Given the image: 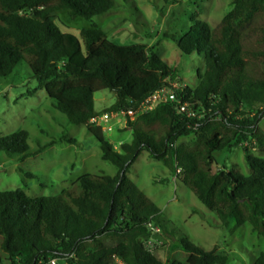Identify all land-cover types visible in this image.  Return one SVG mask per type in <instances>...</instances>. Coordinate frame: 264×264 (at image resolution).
Returning a JSON list of instances; mask_svg holds the SVG:
<instances>
[{"label": "trees", "instance_id": "16d2710c", "mask_svg": "<svg viewBox=\"0 0 264 264\" xmlns=\"http://www.w3.org/2000/svg\"><path fill=\"white\" fill-rule=\"evenodd\" d=\"M116 7L115 0H0V80L25 65L28 80L38 84L65 122L87 126L101 159L116 168L113 176L82 174L53 196L28 197L21 188L0 191V264H46L50 259L163 264L142 241L149 223L160 231L170 223L126 175L143 151L215 216L213 226L233 232L248 225L264 239V134L258 131L264 119V0H230L216 27L191 18L182 35H164L179 53L203 61L196 86L185 87L177 97L198 117L187 118L175 103L157 106L127 121L131 139L117 150L90 121L135 108L167 86V78L175 80L174 70L154 47L117 45L100 28L81 29L78 36L62 33L50 20L66 11L69 19L91 21ZM102 90L115 99L100 114L93 95ZM27 140L24 130L1 136L0 153L23 161L44 149L30 148ZM252 143L260 156L245 146ZM237 147L249 175L232 168L211 170L217 153ZM178 243L184 259L167 264L229 261L186 236ZM253 264H264V253Z\"/></svg>", "mask_w": 264, "mask_h": 264}, {"label": "rangeland", "instance_id": "374dc122", "mask_svg": "<svg viewBox=\"0 0 264 264\" xmlns=\"http://www.w3.org/2000/svg\"><path fill=\"white\" fill-rule=\"evenodd\" d=\"M117 7L91 21L69 19L66 11H58L50 20L62 33L78 36L81 29L100 28L109 41L122 46L142 44L154 47V52L174 70L175 81L193 89L196 74L201 75L203 61L195 56H184L175 43L164 35H182L194 18L216 27L230 9V0H115ZM25 65L13 75L0 80V137L20 130L28 133L30 148L44 149L36 156L19 161L17 156L0 153V191L21 188L28 197L53 196L68 188L82 174L113 176L116 168L101 159V151L92 139L88 127L68 125L56 111L45 92L35 81L28 80ZM114 95L98 91L93 95L94 109L102 114L114 102ZM256 105L255 107H257ZM128 118L113 117L112 131H103L104 138L118 149L129 142ZM92 127H99L98 123ZM264 134V119L258 124ZM188 137L186 140H192ZM253 156H260L253 144L246 146ZM225 168L249 175L241 147L223 150L215 155L212 171ZM28 174L34 175L33 178ZM127 178L160 210L161 217L170 225L157 236L153 254L163 264L183 260L185 253L178 239L186 236L194 245L216 254L227 256V264H253L264 253V239L252 232L248 225L230 231L217 228L215 216L179 181L172 177L161 162L141 152L127 172ZM106 245L112 244L104 239ZM1 264H9L2 261ZM114 264H121L117 260Z\"/></svg>", "mask_w": 264, "mask_h": 264}, {"label": "built area", "instance_id": "2783aa9c", "mask_svg": "<svg viewBox=\"0 0 264 264\" xmlns=\"http://www.w3.org/2000/svg\"><path fill=\"white\" fill-rule=\"evenodd\" d=\"M167 80V86H164L153 93L149 94L140 104L135 108H129L125 111L119 113H104L103 115L92 119L90 123H98L99 127H102L103 131H112V125L109 124V121L113 117L121 116L123 118H128L130 121H134L139 115L151 112L157 106L175 103L180 113L184 114L187 118H196L198 117V112L193 110L187 102L179 100L178 93H181L185 88L179 82L175 80ZM253 144V143H252ZM249 144H245L247 146ZM179 172V171H177ZM149 235L142 242L145 249L148 252H153L157 247L160 246V243L157 242V236L160 235V229L154 226L152 223L148 224ZM46 264H60L55 259H50Z\"/></svg>", "mask_w": 264, "mask_h": 264}]
</instances>
